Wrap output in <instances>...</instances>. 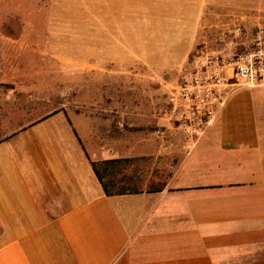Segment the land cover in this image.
<instances>
[{
    "label": "crops",
    "instance_id": "0c3cea01",
    "mask_svg": "<svg viewBox=\"0 0 264 264\" xmlns=\"http://www.w3.org/2000/svg\"><path fill=\"white\" fill-rule=\"evenodd\" d=\"M7 115L0 264H264V120L253 96L230 97L193 148L161 112L160 135L132 126L129 136L68 109L14 130Z\"/></svg>",
    "mask_w": 264,
    "mask_h": 264
},
{
    "label": "rangeland",
    "instance_id": "374dc122",
    "mask_svg": "<svg viewBox=\"0 0 264 264\" xmlns=\"http://www.w3.org/2000/svg\"><path fill=\"white\" fill-rule=\"evenodd\" d=\"M258 14L264 0H0V110L12 130L56 108L123 136L163 129L154 119L182 66L251 48ZM250 96L263 121L264 87L230 97Z\"/></svg>",
    "mask_w": 264,
    "mask_h": 264
},
{
    "label": "built area",
    "instance_id": "2783aa9c",
    "mask_svg": "<svg viewBox=\"0 0 264 264\" xmlns=\"http://www.w3.org/2000/svg\"><path fill=\"white\" fill-rule=\"evenodd\" d=\"M245 18L250 19L244 15L236 19V33ZM256 18L251 48L222 60L202 52L182 66L166 92V107L161 113L169 124L181 128L191 148L203 138L235 91L264 86V14ZM162 132L156 129L158 135Z\"/></svg>",
    "mask_w": 264,
    "mask_h": 264
},
{
    "label": "trees",
    "instance_id": "16d2710c",
    "mask_svg": "<svg viewBox=\"0 0 264 264\" xmlns=\"http://www.w3.org/2000/svg\"><path fill=\"white\" fill-rule=\"evenodd\" d=\"M113 161L114 160H106V161H102V163L107 164V163H111ZM93 168H94V171L96 172V175L98 176V179L102 183V186L104 188L105 193L110 194L112 192V190H109V188L107 186L108 182L106 183V181L103 180L102 174L100 173L96 163H93Z\"/></svg>",
    "mask_w": 264,
    "mask_h": 264
}]
</instances>
